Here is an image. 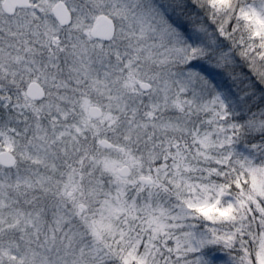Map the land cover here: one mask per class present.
<instances>
[{
	"label": "snow or ice",
	"instance_id": "obj_1",
	"mask_svg": "<svg viewBox=\"0 0 264 264\" xmlns=\"http://www.w3.org/2000/svg\"><path fill=\"white\" fill-rule=\"evenodd\" d=\"M0 264H264V0H0Z\"/></svg>",
	"mask_w": 264,
	"mask_h": 264
}]
</instances>
